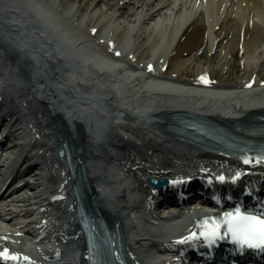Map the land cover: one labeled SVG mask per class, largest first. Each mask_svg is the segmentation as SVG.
<instances>
[{
    "label": "bare ground",
    "instance_id": "1",
    "mask_svg": "<svg viewBox=\"0 0 264 264\" xmlns=\"http://www.w3.org/2000/svg\"><path fill=\"white\" fill-rule=\"evenodd\" d=\"M62 1L0 0V16L5 19L0 20V34L13 51L8 48L0 50L2 84L8 83L13 91L20 94L30 106L32 119L42 131L46 128L51 130V140L45 144L34 136V143L31 142L30 147L24 144H17L15 147L22 154L24 162L31 160L33 165H40L48 171L46 180L42 173H37L33 181L38 187L48 185V190L32 197L26 194L25 189L21 190V194L12 191L8 197H15V203L22 205L15 209L4 207L0 216L16 214L17 223L22 224L28 217L40 212L42 207L36 206L37 204L50 205L57 213L65 215L67 222L64 223L67 225L62 227L72 225L74 202L65 200L69 198L70 188L67 168L65 162L57 156L59 143L66 140L76 157L78 156L77 162L81 164L82 172L92 182H95L94 174L97 172L99 175L107 174L109 179H120V184L125 187L121 191V198L131 199L132 203L122 205L120 210H106L105 198L101 199L98 193L95 196L94 193L89 194L88 200L92 209L96 208L108 222L122 229L127 250L134 260L138 264H182L177 262L179 253L197 252L198 248L204 251L207 246V241L202 236L186 243L178 242L190 232L200 231V227H195L197 219L189 220L182 226L177 225L178 217L160 222L161 226L146 223L144 215L151 202L149 195L154 188L150 185L139 186L138 190L145 193L150 188L149 193H143L145 196L133 195L127 179L122 177L123 174H114V165L110 169L107 166L113 164V158L105 147L132 144L144 148L145 156L151 152L170 157L176 175L169 170H159L153 175L148 174L151 178H167L170 181L185 177L196 178L186 191L182 189L162 194L166 198L168 196L171 203L180 197L190 198L197 192L213 198L215 185L206 187L207 184L212 179L220 182L218 177L221 175L227 178L224 180L227 184L234 183L231 177L237 172L241 173L239 178L247 176L246 182L230 185L229 189H220L219 194L223 192L224 198L249 200L248 196L251 194L247 195L246 191L249 188L258 190L256 194L259 196L264 195V180L258 178L264 173V165L254 161L245 164L222 154L208 152L195 143L182 141L179 136L168 131L169 127H182L199 116L220 125L224 129L222 135L231 139L238 149H247L250 142L264 138V120H257L264 119V72L261 70L264 59V0H68V3H80L75 10L74 6ZM102 2L106 3L108 9L91 14ZM62 6L67 7L59 12L58 8L61 9ZM85 14L88 15L86 22ZM70 18L76 24L70 26ZM124 18L126 21H121ZM60 21L62 25L65 24V28L60 27ZM152 21L155 23L151 26ZM84 22L87 29L95 27V31L85 32L82 29ZM121 26L124 28V35L114 37ZM12 27L17 28V36L22 43H18L9 34ZM156 32L158 37L150 39ZM207 39L209 52H216L212 58L217 57L220 62L223 61L221 66L205 69L195 65V62L206 58L204 51L199 55L196 53L205 47ZM52 41L60 46L58 52L53 48ZM222 42L224 44L221 46ZM239 51L244 58L241 64L236 62ZM46 53L49 54L48 62L56 73L69 70L75 74L79 71L77 77H81L80 80L86 81L90 86L95 79L97 83L94 82L93 87H98L99 83L117 88L121 94L120 100L116 101L112 97L99 100V103L96 100L95 111L88 107V99L79 91L75 93L71 85L65 91L71 95H60L37 61L39 57L46 58ZM229 58L231 62L225 67ZM240 69L243 74L238 80L230 82L226 79L230 77L231 70ZM29 71L33 72L35 81L40 86L35 89V92L39 91L38 98L34 92L35 86L28 80ZM188 73L195 75L196 80L187 79L185 76ZM220 74L222 80L211 79ZM147 100L153 106L145 111L147 114L142 111L137 115L135 111L138 113V108H133L134 112L125 110L128 103H143ZM197 102H200L199 107L194 106ZM78 106L86 107L83 114L87 126L84 129L90 131L89 136L76 122L81 116L77 112ZM87 109L91 110L90 114L86 112ZM181 109L184 111L181 112ZM171 114H174V118L170 117ZM100 117H107V121L111 123L110 136L103 135L105 127L96 122ZM113 128L121 132L112 133ZM17 130L15 133L20 129ZM14 139L15 142V136ZM94 163L101 165L99 170L94 167ZM78 173L80 174L79 169ZM23 181L25 178H22L21 182ZM116 187L119 188V185ZM100 191L104 189L101 188ZM123 200L112 203L118 205ZM229 209L230 206H226V210ZM189 215L201 216V213L193 211ZM137 222L140 225H136ZM37 224L35 226H42L39 222ZM43 226L47 227L48 224ZM29 228L28 225H22L16 230L20 232ZM62 234L64 243H67L70 237L66 231ZM159 249L162 250L158 252ZM0 250H8L9 256L13 253L20 254L18 260L7 259L8 264H55L53 259H57L60 254L45 249H27L17 241L13 231L6 228H0ZM70 258V254L64 256L65 261ZM57 261V264H64Z\"/></svg>",
    "mask_w": 264,
    "mask_h": 264
},
{
    "label": "rangeland",
    "instance_id": "2",
    "mask_svg": "<svg viewBox=\"0 0 264 264\" xmlns=\"http://www.w3.org/2000/svg\"><path fill=\"white\" fill-rule=\"evenodd\" d=\"M62 3H66V4H71L72 6H74L73 8H74V10L76 9V7L80 4L78 1H75V2H70V3H68V0H63L62 1ZM94 4V3H93ZM61 5V4H60ZM59 5V6H60ZM227 5H228V3H227ZM65 7H67V6H62L61 7V9H59L58 8V11L59 12H61V11H63L64 10V8ZM95 6H93V8H94ZM108 8H107V6H106V3H104V2H102V3H99L98 5H97V7H95V9L93 10V11H91V14L92 13H94V12H99V11H103V12H105L106 10H107ZM75 12H77V11H75ZM90 13V12H89ZM77 15H78V13H76ZM88 15L87 14H85V22H86V17H87ZM127 18V17H126ZM120 20V19H119ZM128 20V19H127ZM121 21H126L125 20V18L124 19H121ZM62 21H60L59 23H61ZM83 23V30L86 32H92V31H94V29H95V27L92 29V30H90V29H87L86 28V23ZM69 24H70V26L71 25H74L73 23H75L74 21H73V18H70L69 19V22H68ZM155 22L154 21H152V22H150V24H151V26L154 24ZM76 24V23H75ZM149 24V25H150ZM60 25H62V23L60 24ZM59 25V26H60ZM65 25V24H64ZM64 25H62V26H60V27H63V28H65V26ZM145 26H148V25H145ZM11 29H13V30H11L10 31V33L9 34H12L11 36H13L14 38H16V40L18 41V43H22L21 41V38H19V36H17V34H19V32H18V30H17V28L16 27H12ZM122 29H124L123 28V26H121L119 29H118V31L116 32V35H114V37H116V36H119V37H121L122 35H124V32H123V30ZM153 37H158V34H157V32L154 34V35H151V37H150V39L151 38H153ZM208 38H209V36H208ZM89 40H91L90 38H88ZM112 40V38H110V41ZM91 42V41H90ZM209 41H208V39H207V43H206V45H205V47L202 49V50H199L196 54L197 55H199L201 52H205L206 53V58L204 59V60H201V61H199V62H195V65L196 66H198V67H203V68H205V69H212V68H215V67H217V66H221V64L223 63V61L222 62H220L218 59H217V57L216 58H212V56L214 55H216V52L214 53V50H211V52H209V50H208V43ZM52 43V46H53V48L58 52V50L60 49L59 47V45L56 43V42H54V41H52L51 42ZM224 43L222 42L220 45L222 46ZM4 48H8L9 50H11L9 47H8V42L7 41H5V39L2 37V35L0 34V50L1 49H4ZM218 49H220V48H218ZM217 49V50H218ZM12 51V50H11ZM13 52V51H12ZM42 54V53H41ZM239 55H238V57H237V59H236V62L238 63V64H241V63H243V61H244V58H243V54L239 51V53H238ZM36 56H38L39 57V55H40V53H39V55L38 54H35ZM49 54H44V56L46 57V58H44L43 57V59L41 58L40 59V57L37 59V61H38V63L40 64V66H41V68H42V72H44L49 78H50V82H51V84H53L54 86H56L57 87V91L59 92V94L60 95H62V96H65L66 95V97L67 96H69V95H71V93H66L67 91H66V89H68V85L70 86H73L74 87V92L75 93H77V91H79L80 92V94L82 95V96H85L87 99H88V104H89V108L90 107H92V108H96L95 107V105H94V103L96 102V100L98 101V103H99V100H105L104 98H113L114 100H120V98H121V94H120V91L116 88L115 89V87L113 88V87H106V85L105 84H97V86L100 88H98V87H93L94 86V82L95 83H97L96 81H95V79L94 80H90L91 81V83H92V85L90 86L89 85V83H87L86 81H81L80 79H81V77L79 78V77H77V76H79V74H80V72L78 71V73H75L74 74V72H71V71H65V72H58V73H56V70H55V68H53L51 65H50V63L48 62V60H49V56H48ZM36 60V59H35ZM111 60V59H110ZM228 62V63H227ZM225 64H224V66L225 67H227L228 66V64L231 62V59L229 58L228 59V61H227ZM223 66V65H222ZM261 70H262V72H264V59H263V63H262V67H261ZM126 72H128L127 70H125ZM30 73H28L29 74V81L31 82V84L33 85V86H35L34 87V92H35V89H36V87H38L39 86V84H37L36 83V81H35V78H34V74H33V72H31V71H29ZM89 74V73H88ZM88 74L86 75V77L88 76ZM243 73H242V71H241V69L239 70V71H233V70H231V73H230V77H227L226 79L228 80V81H230V82H234V81H236V80H238V78L242 75ZM187 79H190L191 81H194V80H196V76L195 75H193V74H187L186 76H185ZM91 77H89V79H90ZM88 79V80H89ZM212 80H216V81H220V80H222L223 79V77H222V75L220 74V75H216L215 77L214 76H212V78H211ZM58 85V86H57ZM40 87V86H39ZM85 89V90H81V89ZM65 89V90H64ZM126 89H129V88H127L126 87ZM66 91V92H65ZM72 92H73V90H71ZM81 91H86V93H81ZM13 92H16V91H13V89L11 88V87H9V86H6V87H4V89L2 90V93H1V96L3 97V98H7V100H13V98H14V96H13ZM19 93H15V95H18ZM35 94L37 95V98H38V96L40 95L39 94V91L37 90L36 92H35ZM79 94V93H78ZM80 94H79V96H80ZM33 95H34V93H33ZM36 95H34V96H36ZM125 95V93L124 94H122V96H124ZM12 102V101H11ZM199 103L200 102H197L194 106L195 107H199ZM122 104H124V102L122 103ZM127 104V103H126ZM152 104V103H151ZM79 107V111H77V112H79L80 114H81V116L83 117V116H85L84 114H83V112H84V109L86 108V107H84V106H78ZM125 110L126 111H133L134 109L133 108H138V110H139V112L137 113L136 111H135V113L137 114V115H139V114H141L140 112H142L143 111V114L145 113V111L146 110H150V108H153V106H150V102L147 100V101H143V103H142V101L141 102H137V103H134V104H130V103H128L127 105H125ZM133 109V110H132ZM137 110V109H136ZM182 111H184V109H181V112ZM88 114H89V110L87 109V111H86ZM134 112V111H133ZM145 114H147V113H145ZM173 115L174 114H171V116L170 117H173ZM107 118V117H106ZM174 118V117H173ZM100 122V124H104V127H105V129L107 130L109 127H110V122H108L107 121V119L106 120H103V121H99ZM85 124V123H84ZM84 126V125H83ZM107 126H108V128H107ZM114 126V125H113ZM82 127V126H81ZM83 128V127H82ZM83 130H84V128H83ZM106 130H105V132H106ZM114 130V129H113ZM106 135H111V131H110V129H109V131H108V133H105ZM23 137L25 138V139H27L28 137H27V133H24L23 134ZM48 138H45V140H47ZM95 142V141H94ZM100 144H101V142H100ZM105 148H108V150L110 151V149L112 148V147H105ZM171 158L169 157H167V156H163V158H162V160H161V162L160 163H157V164H155V166H150V165H148V163H147V161H143V162H145V164H141V163H139V162H137V161H133L132 163H133V166L131 165V166H128L127 167V170H126V174H125V177H126V179H127V183L130 185V187H131V190H132V194L133 195H139V196H145V194H147V193H149V191H150V188H148V190L146 191V193L145 192H141V191H139L138 190V188H139V186H144V185H147V183H146V181H145V176H147L148 174H155V172H157V171H159V170H167V168H169V169H171V170H174L175 168L172 166V162H171V160H170ZM135 165V166H134ZM136 167V168H135ZM153 167H155V169L153 168ZM143 193H145V194H143Z\"/></svg>",
    "mask_w": 264,
    "mask_h": 264
},
{
    "label": "snow or ice",
    "instance_id": "3",
    "mask_svg": "<svg viewBox=\"0 0 264 264\" xmlns=\"http://www.w3.org/2000/svg\"><path fill=\"white\" fill-rule=\"evenodd\" d=\"M95 31V30H94ZM203 79V77H202ZM244 163H253L250 157H244ZM256 163H264V156L258 157ZM241 173L237 172L232 176L233 181L240 177ZM220 181L227 178L224 175L218 177ZM177 181H174L176 183ZM202 236L209 244L214 243L218 239H224L228 236L232 241L243 249L245 246L249 248L264 249V215H257L241 211L237 208L234 212L224 213L222 218L211 217L206 218L200 225L199 232H190L188 236L181 237L179 243H186L195 240L197 237ZM19 253H13L11 256L8 250L0 252V258L5 260L11 258L18 260ZM25 259H30L25 257Z\"/></svg>",
    "mask_w": 264,
    "mask_h": 264
},
{
    "label": "water",
    "instance_id": "4",
    "mask_svg": "<svg viewBox=\"0 0 264 264\" xmlns=\"http://www.w3.org/2000/svg\"><path fill=\"white\" fill-rule=\"evenodd\" d=\"M148 182H149L151 185H153V186H155V187H157V188H160L161 185H162L163 183H165V180H156V179H151V178H149V179H148Z\"/></svg>",
    "mask_w": 264,
    "mask_h": 264
}]
</instances>
